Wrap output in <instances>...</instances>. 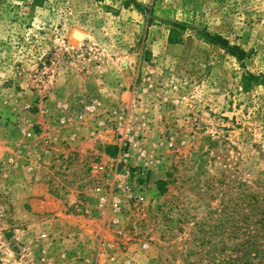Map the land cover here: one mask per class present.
<instances>
[{
	"label": "rangeland",
	"instance_id": "obj_1",
	"mask_svg": "<svg viewBox=\"0 0 264 264\" xmlns=\"http://www.w3.org/2000/svg\"><path fill=\"white\" fill-rule=\"evenodd\" d=\"M128 3L0 0V264H228L259 226L264 0Z\"/></svg>",
	"mask_w": 264,
	"mask_h": 264
},
{
	"label": "trees",
	"instance_id": "obj_2",
	"mask_svg": "<svg viewBox=\"0 0 264 264\" xmlns=\"http://www.w3.org/2000/svg\"><path fill=\"white\" fill-rule=\"evenodd\" d=\"M41 0H32L33 6H39ZM126 8L130 7V3L126 0ZM138 11L143 12V8L136 5ZM167 26L171 27L169 32V42L172 45L180 44L181 35L185 32L184 25L178 23H166ZM207 39L215 44L224 47L233 56L242 60L246 55L244 51H240L237 47H232L226 40H223L219 36H212L206 33ZM239 52V53H238ZM243 84L245 89H248L250 84V79L244 77ZM249 197V196H248ZM248 207L252 206L250 203L247 204ZM258 216L256 224L259 225L258 228L253 232L251 230L252 223L249 222L250 216L247 217L246 227L248 233L246 234V240L241 244L236 245L233 252L236 255H230L228 258V264H264V202H258ZM259 237V242H258ZM238 248V249H237ZM257 261V262H255Z\"/></svg>",
	"mask_w": 264,
	"mask_h": 264
}]
</instances>
